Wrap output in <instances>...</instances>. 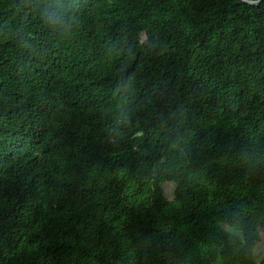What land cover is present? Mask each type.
I'll list each match as a JSON object with an SVG mask.
<instances>
[{"label": "trees", "instance_id": "trees-1", "mask_svg": "<svg viewBox=\"0 0 264 264\" xmlns=\"http://www.w3.org/2000/svg\"><path fill=\"white\" fill-rule=\"evenodd\" d=\"M248 1L0 0V264H264Z\"/></svg>", "mask_w": 264, "mask_h": 264}, {"label": "rangeland", "instance_id": "rangeland-1", "mask_svg": "<svg viewBox=\"0 0 264 264\" xmlns=\"http://www.w3.org/2000/svg\"><path fill=\"white\" fill-rule=\"evenodd\" d=\"M256 210H257V208H256V206H255V212H256ZM231 228H232V230L234 231V232H238L239 231V227L238 226H236V225H232L231 226ZM258 240H256V242H257ZM258 244V243H257ZM257 249H259V244L257 245V247H256Z\"/></svg>", "mask_w": 264, "mask_h": 264}, {"label": "water", "instance_id": "water-1", "mask_svg": "<svg viewBox=\"0 0 264 264\" xmlns=\"http://www.w3.org/2000/svg\"><path fill=\"white\" fill-rule=\"evenodd\" d=\"M245 1V0H244ZM260 0H256V1H248L249 3H258Z\"/></svg>", "mask_w": 264, "mask_h": 264}]
</instances>
